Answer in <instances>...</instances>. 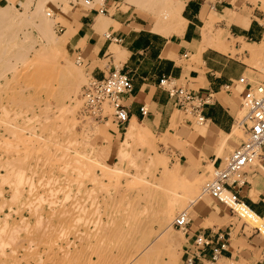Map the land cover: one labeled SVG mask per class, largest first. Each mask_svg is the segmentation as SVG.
Returning a JSON list of instances; mask_svg holds the SVG:
<instances>
[{
  "label": "rangeland",
  "instance_id": "obj_1",
  "mask_svg": "<svg viewBox=\"0 0 264 264\" xmlns=\"http://www.w3.org/2000/svg\"><path fill=\"white\" fill-rule=\"evenodd\" d=\"M38 1L31 0L28 9H34ZM69 1L86 5L84 0L46 1L40 10L57 37L58 51L54 52L63 51L60 63L69 62L80 70L75 78L63 79L58 71L47 73V68L41 79L31 77L44 64L40 61L43 56L34 52L42 50L44 42L29 21L25 28L21 23L15 26V39L6 38L2 60L7 57L14 66L5 71L4 64L0 65V264H125L128 256L151 239L144 256L134 264H180L185 238L172 221L182 210L191 216L210 207L217 215L225 212L229 220L255 229L231 210L227 201L205 192L203 185L213 177L212 168L194 177L202 179L198 185L192 183L194 178L184 175L176 154L177 139L181 138L176 130L173 134L148 131L147 141L134 137L123 154L118 148L126 128L114 145H101L100 134L112 118L96 121L82 114L80 92L89 74L66 34L59 30L65 24L62 15L68 13ZM248 1L258 9L264 24V0ZM22 2L6 5L19 13ZM127 2L142 19L149 11L156 12L147 1ZM18 50L27 52L24 59L13 58ZM262 55L249 56L247 62L258 69L264 84ZM103 107L110 114V106L104 103ZM245 110L246 106L242 107L238 116ZM173 118L182 122L189 118L197 123L193 115L180 109L175 110ZM234 133L243 139L237 124ZM175 167L179 175L166 176ZM180 174L188 181L187 189L181 186ZM198 188L201 193L193 194L192 190ZM164 232L176 239L177 246L168 247L163 241Z\"/></svg>",
  "mask_w": 264,
  "mask_h": 264
},
{
  "label": "crops",
  "instance_id": "obj_2",
  "mask_svg": "<svg viewBox=\"0 0 264 264\" xmlns=\"http://www.w3.org/2000/svg\"><path fill=\"white\" fill-rule=\"evenodd\" d=\"M22 1L0 0V7L19 5ZM123 1L91 0L88 5L69 1L68 13L62 15L65 24L60 28L89 76L102 77L116 67L130 77L132 90L121 98L128 123L136 119L155 133L173 134L176 130L181 137L177 139L176 154L184 175H205L240 144L234 128L242 108V94L248 86L262 83L258 69L247 62V48L264 40V24L258 9L248 0H184L181 27L163 34L150 30L151 22L133 13L127 1L122 7ZM207 21L208 34L203 35ZM167 75L176 84L207 98L201 123L173 118L179 109L157 85L159 78ZM141 105L147 108L143 115ZM121 130L112 122L100 134L101 145H114ZM243 179V184L230 187L242 202L237 204L264 221V147L258 162L245 167ZM216 213L208 207L189 216L182 246L197 233L210 240L195 264H207L211 245L222 240L226 241L222 261L264 264L262 231L237 212L255 229L229 220L225 212Z\"/></svg>",
  "mask_w": 264,
  "mask_h": 264
},
{
  "label": "built area",
  "instance_id": "obj_3",
  "mask_svg": "<svg viewBox=\"0 0 264 264\" xmlns=\"http://www.w3.org/2000/svg\"><path fill=\"white\" fill-rule=\"evenodd\" d=\"M84 3L88 5L91 0H84ZM47 15L50 16L51 12L47 11ZM157 85L167 92L168 97L178 109L193 115L197 123L203 121L202 108L207 102L206 97L196 94L183 85L176 84L175 80L168 75L160 77ZM131 90L130 77L119 68L114 67L102 77L89 76L80 92L82 114L96 121H104L111 116L112 122L124 129L129 116L121 98ZM104 103L110 106V114L105 113ZM241 105L242 107L246 106V110L237 119L236 124L241 127L243 139L228 153L220 165L213 168V177L203 185L205 192L212 198L224 202L225 199H228L232 202L242 203L237 192L230 187L243 184L245 167L253 165L262 154L264 147V84L256 83L248 86L242 94ZM139 110L142 115L147 112L145 105H141ZM229 208L233 210L231 206ZM188 222L189 215L187 211L182 210L174 216L172 224L184 232ZM209 244L210 240L206 236L197 233L190 243L182 246L180 264H195V261L203 256V252ZM225 244L226 241L222 240L217 245H211L210 254L205 260L207 264H232L231 259L222 261L220 258Z\"/></svg>",
  "mask_w": 264,
  "mask_h": 264
},
{
  "label": "bare ground",
  "instance_id": "obj_4",
  "mask_svg": "<svg viewBox=\"0 0 264 264\" xmlns=\"http://www.w3.org/2000/svg\"><path fill=\"white\" fill-rule=\"evenodd\" d=\"M30 1L31 0H24V2H22L23 3L22 4L23 10L20 11L19 13H16V12L12 11L11 9H9V7H7L8 5H3L0 7V65L4 64L2 66V69L5 68L4 70L7 71L8 69L9 70L12 69V68H10L11 66L12 67L14 66V65H12L13 64L12 61L10 63V61L7 60V57L5 58L6 60L5 59L2 60V58H3L2 55L4 54V49H5L6 38L10 39V40L15 39L16 34H17L16 31L14 30L15 26L17 28V24L21 23V24H23V26L25 28V26H26L25 22L29 21V23L34 27L35 32L38 34V36L44 42V43L41 42L42 43L41 47L43 48L42 50L41 49H35V50L33 49L35 53H38V54L40 53V55L43 56V57H41L43 59H40V61L41 62L44 61V64H43V66H41L40 71H37L36 73H32L31 77L33 79H37V80L41 79V77L43 76V74H41V73H43L44 70L47 68L46 69L47 73L53 72L52 70H54L55 72L58 71L61 78H63V79L75 78V76L77 75V72H80V70L77 71L76 70L77 67L74 68L71 64H68L69 62L66 58H64V59H66V61L68 62L67 64L66 63H64V64L60 63V60L62 59V55H59V54L63 51H61L60 53L57 52L58 51L57 50L58 46L56 44L57 37L53 35L51 22L43 15V13L40 10L41 6L46 1L58 2L61 0H39L38 3L34 5V9H32V10L28 9L29 3H31ZM126 1H134L135 2V1H139V0H126ZM140 1L145 2V3H146V1L149 3H152L151 8L156 10V12H150L149 11L147 14V16H148L147 19L151 22L150 30L160 32L163 34H168L170 32V30H172V28H170V27H173V29H177V28L181 27L183 19L181 18L180 11H181V8L184 4V0H140ZM34 3H36V2H34ZM153 4H155V6ZM10 8H11V6H10ZM28 10L31 12L28 13ZM101 17H104V16L101 15ZM105 19L110 20V18H105ZM29 23H28V25H29ZM209 24H210V22H208V21L205 23L204 28L202 30L203 35L208 34V30H209V26H210ZM96 26L99 27V25H97V24H96ZM21 27H19V29ZM10 33H12V36ZM23 34H25V32H23ZM9 35H10V38H9ZM28 36H29V33L27 35H25L24 38H28ZM203 37H206V36H203ZM24 38L22 37V40ZM12 45H15V44L13 43ZM31 46L32 45H30V47ZM256 46H257L256 48H247L250 57L255 56L256 58H258L257 56H259L260 54L262 55V53L264 55V40L259 42ZM30 47H28V48H30ZM44 47H45V49H44ZM8 49H10L9 46H8ZM54 50H57L56 51L57 53H55ZM23 51L24 50H22V52L18 50L17 52H13V53H15V56H16V57L14 56L13 58H16V60L18 58L20 60L24 59L23 56L27 52H24L25 53L24 54ZM19 52H20V54H19ZM12 56L13 55H11V57ZM19 56H21V57H19ZM37 59H38V57H37ZM13 60H15V59H13ZM0 75H1V73H0ZM81 76H82V74H81ZM78 80H80V79H78ZM75 83L79 84L77 82H75ZM74 88H75V86H74ZM75 89H74V91H75ZM73 94H74V92H73ZM125 128H126V130L124 131V137L120 141V145L118 148V152L120 154H123L126 151L130 140H132L134 137H140V138L145 139V135L147 134L148 131H150L149 128H147L146 126L137 122L136 119H131V121L127 124V126ZM145 140L147 141L148 139L146 138ZM156 159H158V157H156ZM178 167H175V170L173 172H169L166 176L176 178L177 175H179L177 172ZM180 176H181V174H180ZM181 179L183 181V182L181 181L182 182L181 186H184L186 188L187 187L186 184L188 183L187 179L183 175L181 176ZM201 180H199L198 178H194L192 180V183L194 185H196V184L198 185V184H200ZM185 182H187V183L185 184ZM178 186H179V183H178ZM198 189L199 190H195V191L192 190L193 194L195 192H196L195 194L201 193V191H202V190H200L201 188H198ZM182 190H183V187H182ZM185 190H183V191H185ZM183 191H182V193H185ZM186 194H187V192H186ZM225 200L229 203V206L233 207L239 215L244 217L246 220L251 222L253 225L257 226L260 229V231H262V233L264 234V221L261 218L254 215L245 206H243L241 204L239 205V204L232 202L228 199H225ZM142 219H145V218H142ZM165 227L169 228V224L165 225ZM168 235H169L168 232H164L163 241H165L167 243L168 247H171V249H172V245L177 246V244H176L177 241H176V239H170ZM153 240L154 239L146 241L141 246V249L137 253H135L132 256H128L130 258L127 260L128 262H126V263L127 264H134V263H136V261L138 262L139 259L144 256L145 251L148 249V247L150 246V244L152 243Z\"/></svg>",
  "mask_w": 264,
  "mask_h": 264
}]
</instances>
